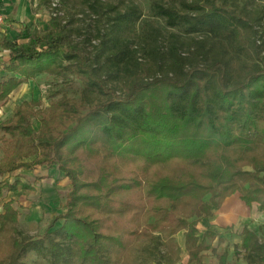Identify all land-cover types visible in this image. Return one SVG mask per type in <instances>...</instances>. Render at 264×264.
I'll list each match as a JSON object with an SVG mask.
<instances>
[{"label": "trees", "instance_id": "trees-1", "mask_svg": "<svg viewBox=\"0 0 264 264\" xmlns=\"http://www.w3.org/2000/svg\"><path fill=\"white\" fill-rule=\"evenodd\" d=\"M75 4L94 18V35L76 25ZM50 8L42 29L20 24L17 36L0 38V108L41 73L84 88L46 108L22 101L0 121V264H26L30 251L33 264H175L180 231L189 263L207 264L201 218L236 191L264 212L263 13H235L225 0H151L166 36L149 18L136 28L133 0ZM36 167L70 184L49 227L61 224L40 236L18 230L8 197L34 190L12 175ZM242 248L248 264H264V242L246 228ZM217 256L235 264L226 251Z\"/></svg>", "mask_w": 264, "mask_h": 264}, {"label": "rangeland", "instance_id": "rangeland-1", "mask_svg": "<svg viewBox=\"0 0 264 264\" xmlns=\"http://www.w3.org/2000/svg\"><path fill=\"white\" fill-rule=\"evenodd\" d=\"M53 1L58 0H31V13H33L36 8L39 10L37 12L35 11L36 15L31 18V23L28 22V24H26L28 28L37 29L36 27H38L42 29L41 26L46 25L51 13L50 3ZM105 1L115 3L118 0ZM133 1L139 6L142 12V16L135 23L136 28L140 29L142 21L149 18L154 20L156 25L159 26L162 32L167 36L169 29L166 27L164 20L162 18H152V16H150L151 0ZM163 1L168 2L170 0ZM221 1L222 0H216V3ZM225 1L227 9L235 13H241L245 10H257L263 13L264 19V0ZM63 9L65 12H69L67 6L63 5ZM86 12L87 10L82 12L80 5L75 4V8H71L70 14L74 15L77 26L81 27L86 33L94 35L97 29V23L94 21V18L86 14ZM0 29H2L1 26ZM2 33L4 32L0 30V38L2 37ZM14 35L17 36L15 33ZM4 53L3 49L0 48V59L5 56ZM0 74H3V72ZM83 88L84 86L81 81L75 79L73 76L63 78L48 73L38 74L34 79L22 83L10 94L7 103L0 108V121L11 117L15 108L22 101L33 100L39 103L38 108H46L51 100L63 94L71 99L78 100L82 95ZM34 127L37 129V123L34 124ZM15 175L21 176L20 179L24 183L34 185V190L32 192L23 193L21 191L16 194L8 193V197L15 199L14 206L19 209L18 230L27 235L40 236L49 231L52 232L55 228L59 227L62 222L61 220L55 221L51 227H49V225L53 218L58 215L59 211H63L61 209V203L64 200L66 190L69 188L68 180L65 178H58L57 175L59 174L55 170L47 171L42 167H36L32 170L19 169L12 175V178L15 177ZM45 245L47 246V241ZM37 259L38 256L35 252L30 251L24 255L21 261L26 264H33Z\"/></svg>", "mask_w": 264, "mask_h": 264}, {"label": "crops", "instance_id": "crops-1", "mask_svg": "<svg viewBox=\"0 0 264 264\" xmlns=\"http://www.w3.org/2000/svg\"><path fill=\"white\" fill-rule=\"evenodd\" d=\"M1 4L5 22L1 25L2 29L0 30L4 32L2 36L5 37H14V33L18 34L22 30V26H27L28 22L31 23V18L36 15L35 11L39 10L36 8L31 13V0H1ZM3 51L5 56L0 59V63L8 56V51ZM46 170H55L59 174L57 175L58 178H65L56 168ZM244 228L254 233L260 242H264V212L258 209L255 202L247 205L241 200L240 193L236 191L226 197L219 207L212 208L210 216L203 217L197 222L199 242L204 240L209 245V249L202 252L203 261L207 264H219L218 253L226 251L229 261H233L235 264H248L244 258V249L242 248V231ZM207 231L215 233V236H205ZM175 241L180 248V260L175 264H191L184 245L183 231L175 235ZM212 248H215L216 252H213Z\"/></svg>", "mask_w": 264, "mask_h": 264}, {"label": "built area", "instance_id": "built-area-1", "mask_svg": "<svg viewBox=\"0 0 264 264\" xmlns=\"http://www.w3.org/2000/svg\"><path fill=\"white\" fill-rule=\"evenodd\" d=\"M56 2L57 1H53L51 6L52 7L56 6ZM0 3H1V0H0ZM50 15H55V13L51 12ZM3 22H4V14H3V12L1 11V8H0V26L3 24Z\"/></svg>", "mask_w": 264, "mask_h": 264}]
</instances>
